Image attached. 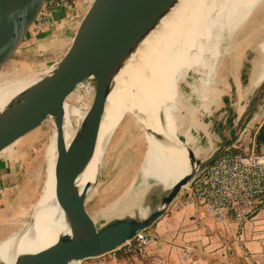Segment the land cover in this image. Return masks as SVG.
<instances>
[{"label": "water", "instance_id": "water-1", "mask_svg": "<svg viewBox=\"0 0 264 264\" xmlns=\"http://www.w3.org/2000/svg\"><path fill=\"white\" fill-rule=\"evenodd\" d=\"M45 2L0 0V73L32 34ZM180 2L84 0L74 14L75 20L69 29L73 36L66 52L0 111V156L48 121L52 123L57 155L53 178L63 216V227L58 230L52 247L38 254L15 256L14 253L13 264H80L116 254L138 233L149 232L193 181L248 132L249 121L264 95V86L236 124L228 96L221 100L217 108L221 106L213 113L214 134L226 136L215 141L204 156L200 150L206 143L191 132L190 107L195 110L197 98L190 99L188 105L181 102L175 109L170 108L178 121L174 139L148 127L144 116L131 110L127 117L131 116L143 140L149 139L164 148L182 152L187 160V173L171 187L161 183L149 186L132 209L102 225L97 226L99 222L88 213L86 202L98 186L105 150L118 133L111 136L104 148L94 180L80 188L85 172L95 161L99 130L109 98L123 85L128 87L131 96L134 95L127 72L137 62L146 42ZM217 66L220 67L218 63ZM83 103L89 104L86 110L80 108ZM65 105L75 107L82 114L68 147L63 130ZM225 106L229 111L222 112ZM159 122L164 125L163 117ZM230 126L232 129L227 130ZM33 216L34 211L28 225L14 237V242L32 226Z\"/></svg>", "mask_w": 264, "mask_h": 264}, {"label": "bare ground", "instance_id": "bare-ground-1", "mask_svg": "<svg viewBox=\"0 0 264 264\" xmlns=\"http://www.w3.org/2000/svg\"><path fill=\"white\" fill-rule=\"evenodd\" d=\"M256 1L181 0L179 6L146 42L137 62L127 72L134 95L131 96L128 87L123 85L109 98L99 130L95 161L85 172L80 188L94 180L106 147L104 144L117 119L118 110L130 99L144 116L148 127L169 138H175L178 121L170 108L177 107L181 102L188 105L190 99L197 98L195 83L190 75L191 68L199 65L203 69V73H199L200 83L211 78L208 68L220 57L223 28L241 20L253 5H257ZM231 30L232 28L227 32L232 36ZM34 80L27 75L12 79L0 75V111ZM190 108L191 116L197 117L198 111L192 106ZM64 111V140L68 147L74 135L69 129L76 125L82 114L71 105H65ZM162 117L163 126L159 122ZM147 147L148 152L143 162L145 173L133 185L132 193L115 210H104L95 215L94 219L123 215L133 208L139 192L157 183L171 187L185 176L187 160L182 152L164 148L149 139ZM49 153L57 156L55 143ZM55 160L56 157L47 171L45 192L37 204H40V211L35 213V222L19 241L14 242V236L0 243V263L13 264L15 256L43 253L56 243L58 230L63 227V216L55 194ZM14 253L15 256L12 257Z\"/></svg>", "mask_w": 264, "mask_h": 264}, {"label": "rangeland", "instance_id": "rangeland-1", "mask_svg": "<svg viewBox=\"0 0 264 264\" xmlns=\"http://www.w3.org/2000/svg\"><path fill=\"white\" fill-rule=\"evenodd\" d=\"M83 1L79 6L83 5ZM257 1L255 3L257 5H253L241 20L223 28V35L220 40L222 43L220 57L208 68L211 78L200 83L198 81L199 73H203V69L199 65L191 68L190 75L195 83L197 99L198 97L203 99L201 105L203 113L215 107L221 99L216 73L217 63L221 62V59L223 61L228 57L243 55L255 44L264 43V3H262L264 0ZM259 8L262 9L259 10ZM69 18L67 25L58 31L49 30L47 32L50 23L49 25L45 24L40 30L34 29L20 51L1 70L0 75L5 76L6 79L22 78L26 75L34 79L39 78L44 71L62 57L69 47L73 36L69 29L75 20V15L72 14ZM231 28L232 36L228 35L227 32ZM256 53L264 58L262 48L256 49ZM88 105L83 103L80 108L86 110ZM131 110L138 112L130 99L118 110L117 119L104 144V146L107 145L116 129L115 132L118 131L119 133L105 150L98 186L86 202V209L92 217L104 210H115L132 193L136 181L144 176L143 162L146 156L144 141L147 143V140L145 138L143 140L142 132L131 116L127 117ZM75 128L76 125L69 130L73 131L74 134ZM54 143L55 136L53 135L52 123L48 121L39 130L17 143V147L6 154L7 160L13 158L14 154L15 156L12 167L8 170L9 177L0 190V205H4L5 209L4 220L0 222V243L24 230L30 222L33 211V223L35 222V213L40 211V204L37 205L38 200L40 201L45 192L47 171L56 157L49 153ZM7 160L4 159L3 163H0V169L6 167ZM146 190L139 192V195L146 193ZM109 219L95 220L99 222L97 224L99 226ZM123 250L122 248L116 253L118 260L128 259ZM97 261L99 260H89L80 264H94Z\"/></svg>", "mask_w": 264, "mask_h": 264}, {"label": "crops", "instance_id": "crops-1", "mask_svg": "<svg viewBox=\"0 0 264 264\" xmlns=\"http://www.w3.org/2000/svg\"><path fill=\"white\" fill-rule=\"evenodd\" d=\"M68 18L67 13H58L47 32L64 28L71 17ZM263 47L264 43H257L243 55L228 57L218 63L220 67L216 65L218 87L221 91V99L217 105L228 96L235 124L264 86V58L256 53V49L264 50ZM202 100L198 97L195 110L199 116L193 117L191 132L196 137H202L206 143L205 148L200 150V154L204 156L212 149L215 141L225 139L226 135L214 134L213 113L217 112L221 105L218 108L216 105L203 113ZM225 107L221 109L222 112L229 111ZM231 126L227 130L232 129ZM247 130L246 146L264 153V95L259 100L258 109L249 121ZM16 147L17 145L1 155L0 163H3L4 159L7 160L6 154ZM14 156L5 161L6 167L0 169V190L9 177L8 170L12 167ZM4 211V205H0V222L4 220ZM149 234L153 240L144 248L141 255L118 260L117 254H112L94 264H264V209L258 211L250 221L239 226L231 213L224 222H217L195 203L179 197ZM185 248L190 251L187 259L182 257Z\"/></svg>", "mask_w": 264, "mask_h": 264}, {"label": "built area", "instance_id": "built-area-1", "mask_svg": "<svg viewBox=\"0 0 264 264\" xmlns=\"http://www.w3.org/2000/svg\"><path fill=\"white\" fill-rule=\"evenodd\" d=\"M80 1L46 0L35 29L49 25L59 12L75 14ZM245 141L246 135L204 170L183 194L186 201L195 203L214 221L224 222L231 213L242 226L264 209V153L248 148ZM152 240L149 232L138 233L123 247L124 255H141ZM189 255V249H183L182 257L187 259Z\"/></svg>", "mask_w": 264, "mask_h": 264}, {"label": "trees", "instance_id": "trees-1", "mask_svg": "<svg viewBox=\"0 0 264 264\" xmlns=\"http://www.w3.org/2000/svg\"><path fill=\"white\" fill-rule=\"evenodd\" d=\"M118 255V254H117Z\"/></svg>", "mask_w": 264, "mask_h": 264}]
</instances>
